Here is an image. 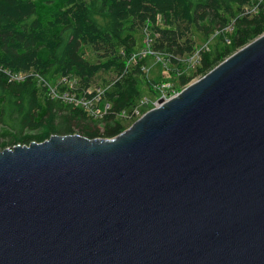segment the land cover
Listing matches in <instances>:
<instances>
[{"label":"water","instance_id":"obj_1","mask_svg":"<svg viewBox=\"0 0 264 264\" xmlns=\"http://www.w3.org/2000/svg\"><path fill=\"white\" fill-rule=\"evenodd\" d=\"M0 264H264V33L115 138L1 151Z\"/></svg>","mask_w":264,"mask_h":264},{"label":"trees","instance_id":"obj_2","mask_svg":"<svg viewBox=\"0 0 264 264\" xmlns=\"http://www.w3.org/2000/svg\"><path fill=\"white\" fill-rule=\"evenodd\" d=\"M44 1L47 12L38 0H0V152L54 135L111 139L127 130L125 121L147 112L135 34L148 33L144 49L166 67L199 51L193 75L202 78L264 33V0ZM197 33H217L224 47L201 50Z\"/></svg>","mask_w":264,"mask_h":264},{"label":"rangeland","instance_id":"obj_3","mask_svg":"<svg viewBox=\"0 0 264 264\" xmlns=\"http://www.w3.org/2000/svg\"><path fill=\"white\" fill-rule=\"evenodd\" d=\"M40 1L44 6V11L47 12L48 8L47 5L50 6V3H46L44 0H38ZM100 0H92V4L96 7L100 5ZM95 13V10H93ZM138 38V48L136 50V56L142 54V52L145 50L144 44L146 45V38L145 36L142 37L141 34H135ZM219 37L217 33L211 38L206 39L200 34L195 35V39L198 44V48L202 49L205 47L214 48L217 45H220V49L224 47V45L219 44ZM222 46V47H221ZM89 51V49L87 50ZM94 55L92 56V59L94 60ZM165 62L163 59H159L155 55H151V53H148L145 58V71L144 75L142 76L143 81L141 82V89H142V100H144L146 103H143V110L150 111L153 109L152 103L159 99L161 97V94L165 92L167 96H172L175 94L180 93L185 87H187L192 82L200 79L201 77L193 75L194 73V65L197 63V60L194 56H186L183 58L181 63L178 66H170L167 65V67L164 64ZM182 76H192V81L187 85L183 86L181 84V77ZM55 88V83L52 87ZM152 88L157 91L158 95L153 94ZM141 100V101H142ZM144 114H142V111H140V115L137 116V121L140 117H142ZM134 121V122H135ZM133 121H125V125L127 126V129L132 126L134 123Z\"/></svg>","mask_w":264,"mask_h":264},{"label":"built area","instance_id":"obj_4","mask_svg":"<svg viewBox=\"0 0 264 264\" xmlns=\"http://www.w3.org/2000/svg\"><path fill=\"white\" fill-rule=\"evenodd\" d=\"M145 38H146V43L147 44H149V35H148V33H145ZM202 49H208V47H205V48H202ZM201 49V50H202ZM200 50V51H201ZM148 53H151V55H155L156 57H158L159 59H161V57L159 56V55H157L156 53H154V52H152L150 49H145L143 52H142V54H140V55H137L136 57H140V58H146V55L148 54ZM194 57H195V59L197 60V63L195 64V65H197L198 64V61H199V51L198 52H196V54L194 55ZM195 65H194V67L193 68H195ZM177 94H175V95H172V96H167L166 94H165V92H163L162 94H161V97L159 98V99H161V98H164V99H166V100H168V99H170V98H172V97H174V96H176ZM66 97V95L64 96V98ZM159 99H157L156 101H154L153 103H152V106H153V108H155V107H157L158 106V101H159ZM143 103H146L145 101H143ZM83 104V103H82ZM138 115H140V111H137L136 112V116H138Z\"/></svg>","mask_w":264,"mask_h":264}]
</instances>
